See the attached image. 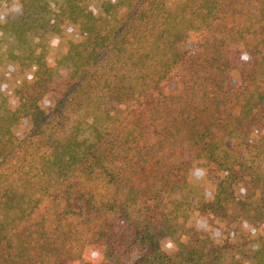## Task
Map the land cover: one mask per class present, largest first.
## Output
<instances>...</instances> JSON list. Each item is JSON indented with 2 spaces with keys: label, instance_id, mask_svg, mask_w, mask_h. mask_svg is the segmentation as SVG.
<instances>
[{
  "label": "trees",
  "instance_id": "16d2710c",
  "mask_svg": "<svg viewBox=\"0 0 264 264\" xmlns=\"http://www.w3.org/2000/svg\"><path fill=\"white\" fill-rule=\"evenodd\" d=\"M0 1V30L14 39L0 61V264H34L39 241L46 237L42 248L47 249L54 231L63 233L61 250L69 251L61 255L64 263L49 253L41 257L45 264H224L225 254L239 248L234 240L241 231L246 256L241 264H264V171L248 160L254 151L261 158L264 152L263 53L257 61L255 89L242 93L232 124L220 121L217 134L209 114H202L199 123L196 118L195 127L205 135L197 140L195 155L203 192L196 205L174 202L177 209L186 208L182 229L180 216L172 218L177 209L169 210L159 198L160 203L155 202L159 208L152 213L141 200L149 184L142 193L140 180L132 185L120 182L113 168L119 163L112 160L116 150L124 154L125 146L134 145L128 138L130 123L119 120L117 127L114 123L123 106L148 94L144 86L148 69L155 77H167L172 70L183 74L192 63H203L210 75L209 106L219 108L222 103L217 100L231 96L227 56L233 51L232 57H238L242 48L227 43L231 37L222 30L218 37L230 49L217 58L208 33L219 19H253L252 3H247L252 0H137L134 15L141 11L137 20L142 27H129V21L121 27L112 25L111 17L124 0ZM257 2L264 5V0ZM260 7L255 14L262 17L258 27L246 28L256 37L264 36ZM33 36H42L47 45L38 47ZM258 42L264 45L263 38ZM1 43L0 39V49ZM62 66L73 68L80 84L63 90L56 81ZM134 70L143 74L135 76ZM222 74L224 79H219ZM85 96L95 110L89 115L87 137L78 125L70 124L69 112ZM194 108L191 105L190 110ZM221 132L244 144L240 157L222 147ZM149 187L153 191L159 185ZM74 194L89 198L101 216H108L77 250L70 242L83 229L77 227ZM194 212L198 222L190 226ZM116 235L122 240L120 247L98 246L100 240Z\"/></svg>",
  "mask_w": 264,
  "mask_h": 264
},
{
  "label": "rangeland",
  "instance_id": "374dc122",
  "mask_svg": "<svg viewBox=\"0 0 264 264\" xmlns=\"http://www.w3.org/2000/svg\"><path fill=\"white\" fill-rule=\"evenodd\" d=\"M169 3H174L177 0H167ZM237 2L238 0H232ZM231 1V2H232ZM232 2V3H233ZM250 4L252 10V17L247 16L244 21L238 19L237 21L228 18L227 20L219 19L212 23L211 33H208L209 40L213 43V51L217 58L224 54L226 49H230V46L223 44V39L218 37L221 31H227L231 39H227V43H236L241 46L242 52L238 57L233 58V51L228 54L227 57L231 56V81L230 86L232 87V94L230 97L222 95L217 102L222 103L218 108L217 105L209 106V99L207 92L211 89L207 87V79L210 75L206 72L208 67L203 63L193 64L192 67H186V71L178 72V70H172L167 77L164 74H157L153 76V69H148L147 80L145 82L146 97L134 100L133 103L127 106H123V111L118 113L116 116V122L114 123L117 127L120 121H124L125 124L130 123L128 138L133 142L134 145L125 146L122 150L124 156L116 153L112 155L113 163L115 161L116 166L113 165L114 172L117 180L123 183L128 181V185H132L136 180L142 182V193L144 192L146 183L149 184L147 193L141 195L143 205L146 207L150 206L152 213L159 207L156 206V200L160 203L163 201L170 208L169 210L177 209L174 202L186 200L188 203L196 205L203 192V183L198 178L199 173L196 170L195 155L197 150V140L201 141L205 138L202 137L203 133L200 127L195 121L201 117L202 114H209L211 116L212 130L217 131L221 127L220 121L223 123L232 124L235 121V116L239 113V103L244 98L242 93L246 90L249 92L254 91L257 79H255L256 71L259 70L258 59L260 54H264V45L258 41L264 39L263 35L257 37L252 34L254 32L247 33L246 28L254 24V28L258 27V23L262 20V17L255 18V14L259 13L260 4L257 0L247 1ZM2 2L0 1V9ZM138 1L137 0H124V4L119 7L117 12L112 15L111 23L113 26L121 27L126 21H129V27L143 26V23L137 20L139 14L134 15V12H138ZM264 7H260V9ZM133 21H131V20ZM137 21V22H136ZM135 30L131 32L134 34ZM217 35V37H214ZM255 36V37H254ZM245 37V42L243 38ZM1 49H0V61L3 60L10 49V46L14 42L13 37L4 33L0 30ZM217 39V41H216ZM32 41L38 47L47 45L46 40L42 36H33ZM56 45L59 44V38L54 36ZM244 42V43H243ZM46 43V44H45ZM57 47V46H56ZM40 49V48H39ZM198 54V53H197ZM154 65V64H151ZM162 65L155 68L157 71L160 70ZM140 69V68H138ZM144 70V69H143ZM220 75V72H215ZM133 74L136 76L142 75V70H134ZM160 79V82L158 79ZM219 79H224L222 76ZM58 84H61L63 90H67L68 87H73L80 84V80L77 79L74 73V69L67 66H62L58 69V76L56 77ZM158 81V82H157ZM11 84V83H10ZM248 92L247 95L250 93ZM191 105L195 108L191 109ZM211 107L208 111L207 109ZM94 105H91V101L83 99L76 101L74 107L70 106V124H76L79 126L82 136L90 135V123L92 119L90 114L94 113ZM189 118V119H188ZM187 119L189 121H187ZM120 120V121H119ZM186 122L191 123V127H188ZM100 123L102 121L100 120ZM201 130V131H200ZM226 133L221 132L218 136V140H225V144L222 146L226 151L230 152L234 158L240 157V151L244 150V144L240 141H236L234 138H225ZM202 137V138H201ZM219 140V141H220ZM138 144V145H136ZM132 149V150H131ZM131 150V152H130ZM141 151L140 158L139 152ZM130 152V153H127ZM126 153L129 158L125 157ZM254 151V154L248 155V160L251 165L257 163V167L264 171V152H262V158L260 154ZM121 161L120 159H123ZM141 159V160H138ZM262 160V161H261ZM148 161V162H147ZM256 166V165H255ZM104 177V176H103ZM102 177V180H103ZM109 178L108 176H105ZM159 185L158 190H151L150 185ZM146 191V190H145ZM114 191L104 192L105 195H112ZM74 210L76 211L77 227H82L83 232L78 230L70 243H73L76 247H79L84 243V239L90 236L89 231L94 230L98 225L103 224L108 216H101L94 207L90 205V199H83L78 194H74ZM160 198V200H159ZM154 205V207H153ZM183 209V210H182ZM186 208H179L175 212L172 218L179 217L180 229L183 227V216L185 215ZM168 212V211H167ZM197 212H194L189 221L190 226L197 225ZM125 231H120L121 233ZM54 233V235H53ZM85 233V234H84ZM244 231L239 233L238 238L234 242L239 248L229 251L225 254L224 264H241L244 257L245 248L242 247V234ZM49 234V233H48ZM86 236V237H85ZM51 239H48L49 246L47 249H43L44 239L38 245L39 256H35L34 264H45L41 257H46L49 253L53 255L58 261L57 263H64L61 259V255L69 249L61 250V246L65 243L62 232L54 231L50 233ZM62 237V238H61ZM56 240V242H55ZM53 241V242H52ZM110 241L112 243H110ZM47 243V244H48ZM86 245V244H84ZM114 248L120 247L122 240L120 235H116L115 239L104 238L100 240L98 246ZM71 250V249H70ZM49 251V252H48ZM74 251V250H72ZM66 255V259L70 260L71 252ZM85 252V248L82 250ZM77 253V252H76ZM50 255V254H49ZM65 259V260H66ZM47 264V263H46Z\"/></svg>",
  "mask_w": 264,
  "mask_h": 264
}]
</instances>
